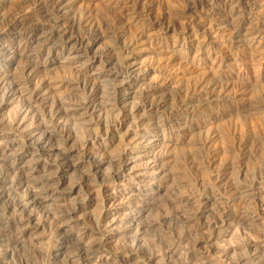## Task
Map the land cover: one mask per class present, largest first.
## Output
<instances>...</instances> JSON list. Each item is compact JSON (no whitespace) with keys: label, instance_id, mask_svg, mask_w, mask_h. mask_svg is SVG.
<instances>
[{"label":"rangeland","instance_id":"374dc122","mask_svg":"<svg viewBox=\"0 0 264 264\" xmlns=\"http://www.w3.org/2000/svg\"><path fill=\"white\" fill-rule=\"evenodd\" d=\"M263 14L264 0H0V264H251L256 246L264 260ZM28 89L66 109L41 152L21 139ZM45 177L16 212L18 182Z\"/></svg>","mask_w":264,"mask_h":264},{"label":"bare ground","instance_id":"6f19581e","mask_svg":"<svg viewBox=\"0 0 264 264\" xmlns=\"http://www.w3.org/2000/svg\"><path fill=\"white\" fill-rule=\"evenodd\" d=\"M36 1V0H35ZM229 1V0H228ZM229 3V2H228ZM34 4V3H33ZM243 4V3H242ZM245 5H241L240 7L243 9L244 11V7ZM212 9V8H211ZM239 10V9H238ZM248 10V9H247ZM212 11V10H211ZM214 11V10H213ZM239 12V11H238ZM164 15V14H163ZM240 15V14H239ZM238 15V16H239ZM264 15V14H263ZM262 15V16H263ZM230 17V15H227ZM236 16V15H235ZM235 16L233 18H235ZM224 17V16H223ZM221 17V18H223ZM241 18V17H240ZM239 18V19H240ZM13 19V18H12ZM237 19V18H236ZM235 20V19H233ZM256 21V20H255ZM219 22V21H218ZM264 22V21H263ZM11 24V22H10ZM240 25V24H239ZM20 27V26H19ZM254 30V29H253ZM264 31V26L263 24H260L259 25V29L255 32L259 34V32H262ZM64 32V31H63ZM254 33V32H253ZM257 34V35H258ZM64 35V34H63ZM139 37V36H138ZM88 40V39H87ZM91 40V39H90ZM135 40V38H134ZM136 41V40H135ZM139 41V40H138ZM25 43V42H24ZM27 44V43H26ZM82 47V46H81ZM128 48V47H127ZM129 49V48H128ZM126 49V50H128ZM263 50V49H262ZM126 54V53H125ZM124 54V55H125ZM166 61V60H165ZM30 62V61H29ZM129 63V62H128ZM127 65V64H126ZM124 66V65H123ZM128 66V65H127ZM125 67L126 69H129V66L128 67ZM35 71L33 72L32 68L30 67V65L26 64L24 66H22L19 70H18V73L11 77L10 78V84L9 85H12L13 87V91L15 88L16 91L18 90V86H20L21 84H27L29 82V80H31L33 78V75H34ZM166 76V75H165ZM160 77V76H159ZM3 81V80H2ZM7 81V80H6ZM235 81V80H234ZM24 82V83H23ZM8 82H6L7 84ZM6 84H2L0 86V95L2 96H5L6 92L4 90V87H6L5 85ZM84 88V87H83ZM200 88V87H199ZM12 89V88H11ZM27 89V88H26ZM93 89V88H92ZM42 90V89H41ZM40 90V91H41ZM85 90V93L84 94V97L82 99V101H80L78 103V107L82 110L85 111L86 114L90 115V116H93V114H95V112L97 111V109L99 108V103H98V97H97V94L96 92H94L93 90H90V89H86L84 88ZM96 90V89H95ZM197 90V89H196ZM12 91V90H11ZM21 91V90H20ZM23 91V90H22ZM40 91H36L34 92L33 90H29L28 89V94H29V98L31 99V102H26V106L24 107L25 109H21L20 113H19V117L22 116V120L23 118L27 116H31L33 117L35 120H36V126H34L33 128H30L28 130H26L24 133H22L21 135V139L23 140L22 142H24L25 145H33L36 152H41L43 151L47 146V141H49V139L51 138V133H49V131L47 132L46 128L47 127V124L50 125V128H53L56 132V135H59L60 137L63 136V132H64V129H65V124L66 123H62L64 122V120L66 119V109L64 107V103L63 102H60V99L59 101H56V102H53V103H49L47 105H45L47 102V98H45L46 96L40 92ZM12 93V92H11ZM17 93V92H16ZM115 93V92H114ZM145 95V93H144ZM154 97V96H153ZM142 99V98H141ZM54 101V100H53ZM49 102H52V101H49ZM141 102V101H140ZM147 102V101H145ZM24 103V102H23ZM117 103V102H116ZM124 104V103H123ZM143 104V103H142ZM45 105V106H44ZM123 106V105H122ZM146 106V105H145ZM23 107V106H22ZM124 107V106H123ZM159 107V106H158ZM119 109H122L121 107ZM135 109V108H134ZM144 109V108H143ZM128 110V109H127ZM125 111V110H124ZM109 112V111H108ZM118 112V111H117ZM129 112V111H128ZM131 113V112H130ZM116 115V114H115ZM121 115V114H120ZM20 119V118H19ZM118 119V118H117ZM122 119V118H121ZM14 120V119H13ZM18 120V119H17ZM13 121V126H14V129L17 130L18 128H20V126L22 125V123L20 122V120L18 121ZM98 121V120H97ZM124 121V120H123ZM104 124V122H102ZM119 123V122H118ZM103 124H100V122L96 123L95 125L98 126V130H100L101 134H107L108 131H111L110 128H108V126H106L104 128V126H101ZM107 124V123H106ZM105 124V125H106ZM116 125V124H114ZM25 126V125H24ZM101 126V127H99ZM11 128V126H10ZM46 129V130H45ZM21 130V129H20ZM66 130V129H65ZM114 131V130H113ZM19 132V130H18ZM67 132V131H66ZM18 135V134H17ZM98 135V134H96ZM50 137V138H49ZM67 137V136H66ZM69 137V136H68ZM87 137L89 138V136L87 135ZM93 137V136H92ZM63 139V138H62ZM70 139V138H69ZM82 139V138H81ZM85 139V137H84ZM15 140V139H14ZM86 140V139H85ZM85 140L82 142V145L81 146H85L82 150V153L84 154V156H90L92 155V151L90 152L88 149H87V142H85ZM89 140V139H88ZM64 141H67V138L64 140ZM124 141V140H123ZM81 142V141H80ZM65 143V142H64ZM63 143V144H64ZM62 144V142H61ZM62 144V145H63ZM128 144V143H127ZM131 145V144H130ZM22 146V145H21ZM46 146V147H45ZM61 146V145H60ZM64 146V145H63ZM50 148V147H48ZM61 148V147H60ZM60 148H57L55 150H53V152L55 153H58L61 158V162L60 163H66L68 162V159L69 157L71 156L72 154V151L70 150H66V151H63V149H60ZM63 148V147H62ZM53 149V148H52ZM50 149V150H52ZM65 149V148H64ZM68 149V148H66ZM72 149V148H71ZM76 152V151H75ZM41 154V153H40ZM82 154V155H83ZM123 154H124V151L122 153H120L119 157L117 158V169L114 170L115 172L112 174V177L113 176H116L120 170V168L125 165V160H123ZM45 155V154H44ZM74 156V155H73ZM90 158V157H89ZM2 159V158H1ZM93 161L92 163L93 164H97L98 162L94 161V158H92ZM98 159V158H97ZM59 163V164H60ZM58 164V163H57ZM58 164V165H59ZM61 165H59L60 167ZM111 166V165H110ZM118 170V171H117ZM57 171V170H56ZM55 176V175H54ZM44 179V178H43ZM42 179V180H43ZM46 179V177H45ZM48 179V178H47ZM44 180L42 181L41 183L40 182H30L29 184L27 183H19L18 182V191L22 188H25V191L24 194H21L22 196H18L17 198H15V201H14V206H12L14 208V210L16 212H22L26 207H28L30 204L34 203L36 201V193L35 192H39L41 190H39V188H42L41 185H43L44 188L43 189V193L44 194H47V192H49L48 190L45 191L46 189V184L48 182H50L51 180ZM60 180V179H59ZM58 180V181H59ZM87 181V180H86ZM1 182V181H0ZM58 183V182H57ZM231 183V182H230ZM236 183V182H235ZM16 184V183H15ZM259 184H263L264 185V181H261V182H257L256 185H259ZM52 185V184H51ZM56 185V184H55ZM12 186V185H11ZM28 187V188H27ZM48 187V186H47ZM56 187V186H54ZM52 188V186H51ZM232 188V187H231ZM50 189V188H49ZM236 189V188H235ZM256 189V188H255ZM254 189V192L256 191ZM15 190V189H14ZM229 190V189H228ZM17 192V191H16ZM42 192V191H41ZM238 192V191H236ZM19 193V192H18ZM51 193V192H50ZM256 193V192H255ZM228 194V193H227ZM231 194V193H230ZM17 196V195H16ZM229 197V196H228ZM231 198V197H229ZM230 200V199H229ZM234 201V200H233ZM228 202V201H227ZM235 202V201H234ZM231 203V202H230ZM12 204V205H13ZM40 204V203H39ZM56 207V206H55ZM218 208V207H217ZM60 209V208H59ZM224 210V209H223ZM66 211V210H65ZM64 211V212H65ZM28 212V211H27ZM58 212V211H57ZM67 212V211H66ZM48 213V212H47ZM59 213V212H58ZM182 214V213H181ZM50 215V214H48ZM63 215V214H62ZM66 215V214H65ZM185 215V214H184ZM58 216V215H57ZM61 216V215H60ZM20 218V217H19ZM58 218V217H57ZM21 219V218H20ZM220 222L223 223V216L220 217ZM234 219V218H233ZM28 222V221H27ZM35 226V225H34ZM21 227V226H20ZM227 228V227H226ZM223 229V228H222ZM261 229V228H260ZM203 231V230H202ZM262 231V230H261ZM187 234V233H186ZM183 235V234H182ZM259 236V235H257ZM262 237V236H261ZM260 238V236H259ZM190 242V241H189ZM224 244V243H223ZM234 244V243H233ZM132 245V244H131ZM176 245V244H175ZM183 246V245H182ZM253 246V245H252ZM100 247V246H99ZM103 247V246H102ZM122 247V246H121ZM80 248V247H79ZM226 248V247H225ZM125 249V248H124ZM235 249V248H234ZM178 250V249H177ZM190 250V249H189ZM244 250V249H243ZM128 251V250H127ZM233 246L231 247L230 245H228V248L225 249L224 251V255L223 257H227L231 252H233ZM249 251V250H248ZM262 252V255L264 253L263 250H261ZM249 253V252H248ZM246 254L247 257H250L251 260H250V263L251 264H264V260H263V256L261 257V255L259 254V247H254L253 250H251V252L249 254ZM258 253V254H257ZM77 254V253H76ZM151 255V254H150ZM149 255V256H150ZM232 255V254H231ZM256 255H260L258 258H255ZM158 256V255H157ZM190 257V256H189ZM229 257V256H228ZM154 258V257H153ZM248 258V259H250ZM85 260V259H84ZM88 260V258H87ZM75 261V260H74ZM160 261V260H159ZM239 261V260H238ZM95 262V261H94ZM160 263V262H159ZM189 264V263H188ZM248 264V263H247Z\"/></svg>","mask_w":264,"mask_h":264}]
</instances>
